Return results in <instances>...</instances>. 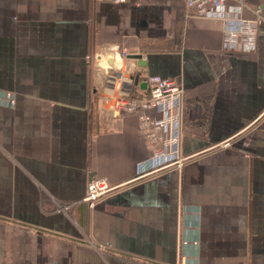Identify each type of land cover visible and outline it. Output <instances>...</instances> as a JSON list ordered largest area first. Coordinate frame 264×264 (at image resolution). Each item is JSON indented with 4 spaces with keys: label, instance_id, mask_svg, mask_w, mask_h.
I'll return each mask as SVG.
<instances>
[{
    "label": "crops",
    "instance_id": "0c3cea01",
    "mask_svg": "<svg viewBox=\"0 0 264 264\" xmlns=\"http://www.w3.org/2000/svg\"><path fill=\"white\" fill-rule=\"evenodd\" d=\"M122 50L137 93L183 86L181 168L138 173L104 98ZM93 176L115 189L90 206ZM0 264H264V25L228 52L184 0H0Z\"/></svg>",
    "mask_w": 264,
    "mask_h": 264
},
{
    "label": "built area",
    "instance_id": "2783aa9c",
    "mask_svg": "<svg viewBox=\"0 0 264 264\" xmlns=\"http://www.w3.org/2000/svg\"><path fill=\"white\" fill-rule=\"evenodd\" d=\"M102 1V0H100ZM116 3L125 0H107ZM189 15L218 20L222 23V43L225 51L253 53L257 48L258 30L264 25L260 7L246 0H184ZM245 14H250L246 17ZM129 52L115 56V69L106 74L104 98L116 117H135L138 131L151 155L138 164L141 176L169 168H181L184 135L185 90L174 78L149 75L147 88L134 89V75L125 67ZM90 61L92 58L89 56ZM14 103L12 95H8ZM147 165V172L143 167ZM115 188L103 177L93 176L86 186L84 201L90 206L110 195Z\"/></svg>",
    "mask_w": 264,
    "mask_h": 264
},
{
    "label": "water",
    "instance_id": "95a60500",
    "mask_svg": "<svg viewBox=\"0 0 264 264\" xmlns=\"http://www.w3.org/2000/svg\"><path fill=\"white\" fill-rule=\"evenodd\" d=\"M142 56L138 55V54H131L129 55V58H133V59H140ZM141 88L146 89L147 88V83H141Z\"/></svg>",
    "mask_w": 264,
    "mask_h": 264
}]
</instances>
